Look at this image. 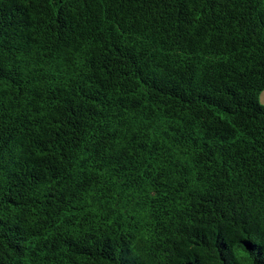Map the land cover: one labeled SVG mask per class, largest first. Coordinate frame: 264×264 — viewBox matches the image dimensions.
<instances>
[{"label":"trees","instance_id":"16d2710c","mask_svg":"<svg viewBox=\"0 0 264 264\" xmlns=\"http://www.w3.org/2000/svg\"><path fill=\"white\" fill-rule=\"evenodd\" d=\"M264 0H0V264H264Z\"/></svg>","mask_w":264,"mask_h":264},{"label":"rangeland","instance_id":"374dc122","mask_svg":"<svg viewBox=\"0 0 264 264\" xmlns=\"http://www.w3.org/2000/svg\"><path fill=\"white\" fill-rule=\"evenodd\" d=\"M259 102L261 105H264V91L259 94Z\"/></svg>","mask_w":264,"mask_h":264}]
</instances>
